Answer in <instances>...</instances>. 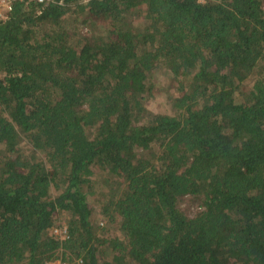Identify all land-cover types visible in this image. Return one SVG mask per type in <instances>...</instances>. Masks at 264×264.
Instances as JSON below:
<instances>
[{"label": "trees", "instance_id": "trees-1", "mask_svg": "<svg viewBox=\"0 0 264 264\" xmlns=\"http://www.w3.org/2000/svg\"><path fill=\"white\" fill-rule=\"evenodd\" d=\"M160 72L173 114L146 106ZM53 259L264 264V0H14L0 264Z\"/></svg>", "mask_w": 264, "mask_h": 264}, {"label": "rangeland", "instance_id": "rangeland-1", "mask_svg": "<svg viewBox=\"0 0 264 264\" xmlns=\"http://www.w3.org/2000/svg\"><path fill=\"white\" fill-rule=\"evenodd\" d=\"M155 85L153 86L152 95L149 99L146 101L147 109L150 112L154 113H174L173 103L174 98L178 94V90L176 89V82L175 80L168 75L165 72H160L156 79L153 80ZM103 196H100L98 193L96 195L90 196V204L95 208V210L98 208L96 202L100 204V198ZM181 208L188 212L189 214H194L195 207H193V204L189 200H185L181 204ZM95 219H97L99 222H103V218L100 215L99 212H96ZM58 226L57 229L58 233L60 230L65 226L63 215H61L58 218ZM54 233V232H52Z\"/></svg>", "mask_w": 264, "mask_h": 264}, {"label": "built area", "instance_id": "built-area-1", "mask_svg": "<svg viewBox=\"0 0 264 264\" xmlns=\"http://www.w3.org/2000/svg\"><path fill=\"white\" fill-rule=\"evenodd\" d=\"M38 2H43L44 0H37ZM14 0H0V22L7 19L13 6ZM55 233H58V230H54ZM66 226H64L60 232H59V237L61 239H64L66 237ZM44 264H67L63 262L60 259H53L45 262ZM74 264H82L81 260H78Z\"/></svg>", "mask_w": 264, "mask_h": 264}]
</instances>
